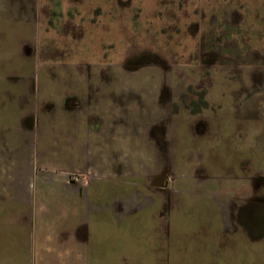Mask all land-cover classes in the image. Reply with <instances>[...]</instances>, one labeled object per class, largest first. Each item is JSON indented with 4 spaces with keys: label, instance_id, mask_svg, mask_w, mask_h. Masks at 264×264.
<instances>
[{
    "label": "flooded vegetation",
    "instance_id": "flooded-vegetation-1",
    "mask_svg": "<svg viewBox=\"0 0 264 264\" xmlns=\"http://www.w3.org/2000/svg\"><path fill=\"white\" fill-rule=\"evenodd\" d=\"M117 1L127 3L129 0ZM242 1L234 10H246ZM80 3L81 0H46L42 6L39 0H0V185L9 186V191L15 192L18 188L32 190L39 184L58 183L62 190L60 193L64 187H69L75 193L76 201L83 204L86 199L94 197L93 200H97L92 194L88 197L87 192L93 193L98 189L105 192L108 211L95 212L91 215L93 220L88 222L86 218L83 227H80L81 235L88 241L86 252L91 259L92 256L104 255L105 261L116 259L117 264H130L125 254L130 255L133 250L131 230L135 224L142 218L139 223L143 226L146 223V231L149 229L148 232L154 231L155 234L158 226L156 218L165 214L166 224H159L160 230L165 228V235L163 238L155 237L156 254L160 255L157 260L155 257V264H264V166L243 162L244 166L239 165L241 174L232 178L233 184H226V179L208 184L203 176L196 178L191 185L182 183V178L170 172L161 160L166 159L164 146L170 128L161 124L152 126L159 122L154 116L158 113L154 112V104L151 105L153 111L148 112V117L139 123L136 136H143L144 154L149 158L152 156L160 164L149 175L151 183H141L130 176L134 174L130 172L132 167L128 159L133 156L123 150L124 144L119 143L114 149L109 145L117 131L120 134L124 132L123 127L113 123L105 129L98 126L91 117V95L86 90L55 95L45 84V80L57 76L53 68L55 58L61 59L65 53L69 55L76 46L72 34L78 26L76 18L80 15ZM223 9L225 7L220 10ZM220 10L218 17L210 19H217L218 24L209 23L201 36L200 68L189 70L187 76L179 74L175 87L152 84L147 90L161 92L160 103L167 107L165 111H159L162 120L169 114L171 119L179 118L183 127L186 125L197 131L202 128L211 130V127L223 123L228 112L242 111L241 116L234 118L238 121H235V128L243 126L242 130L248 133L244 124L255 120L261 124L262 132L256 134L252 131L248 137L249 144L255 142L252 147L256 156L254 160L260 159L259 156L264 157V75L250 70L244 72L246 62L251 60L249 56L254 52L250 51L251 48L240 52L237 40L232 39L231 32L239 31L237 28L244 20L243 11H236L235 19L228 22ZM91 13L95 17L86 24L92 26L97 17L102 16L101 8H95ZM161 40L151 39L153 50H150L153 52L149 49L137 52L139 60L124 61L129 83L137 79V87L133 88L135 91L141 87V82L138 83L139 78H133L132 74L140 73L146 67L165 70L166 64L156 57L161 56ZM226 52L232 57L228 65L224 63ZM142 53L153 55L154 64H150ZM205 68L216 69V73H210ZM147 78L154 80L155 73ZM134 93L136 95L137 91ZM57 110L61 119L54 128L50 125L49 116L56 114ZM84 121L88 123L86 128ZM238 136H242L241 132ZM39 140L41 142H37ZM239 141L246 142L242 137ZM49 151L53 153V158L60 160V168L39 163L42 161L40 157ZM168 178H171V183ZM140 185L152 192L149 208L135 216L115 219L117 215L112 206L116 194L122 197L137 190ZM246 185L251 186L252 191L233 192L234 187ZM29 193V199H24L28 205L21 208L23 216L18 218L28 223L35 218L33 192ZM177 200L185 203L187 211H180L185 214L171 220L170 209L172 203L177 204ZM248 203L254 206L247 207ZM155 204L161 205L164 213L159 211L154 216L152 212L158 211ZM18 210L15 198L0 200V223L5 225L4 222L9 220L5 227L11 228L12 221L17 220L13 215ZM103 225L111 227V232L99 231L105 229ZM114 228L119 232L114 233ZM91 229L94 235L90 237ZM92 238L94 243L90 248ZM242 240H246V245L241 244ZM145 244H142L144 248ZM227 244L230 246L227 247ZM109 253L116 258L109 257ZM145 253L152 256V251L148 249ZM150 258L143 260L148 262L152 260Z\"/></svg>",
    "mask_w": 264,
    "mask_h": 264
},
{
    "label": "rangeland",
    "instance_id": "rangeland-1",
    "mask_svg": "<svg viewBox=\"0 0 264 264\" xmlns=\"http://www.w3.org/2000/svg\"><path fill=\"white\" fill-rule=\"evenodd\" d=\"M39 1L42 6L46 4V0ZM239 1L129 0L127 3H119L117 0H81L78 9L80 15L76 18L78 26L75 33L72 34L76 46L72 48L69 55L65 53L61 59L57 60L55 58L56 63L53 68L57 76L44 82L55 95L58 93H71L78 89L86 90L91 95V108L93 109L91 117L94 118L96 124L101 126L102 129H105L109 123L123 127L124 134L117 131L114 140L110 141L109 145L110 148L113 147L114 149L119 146V143H123V147L121 145L123 150L133 156L128 159L132 167L130 172L134 174L133 177L132 174L130 175L131 178L136 177L141 183L149 184L152 178L149 175L160 164L152 156L149 158L146 153L144 154L143 136H136L139 132V123L146 116L148 117V112L153 111L151 105L155 104L154 112L157 111L158 113L154 116L159 122L152 124V126H160L161 124L170 128L169 138L164 146L166 159H161L170 172L178 175L179 179L182 178V183L189 185L194 183L196 178L202 176L208 184L214 181L221 182L225 179L226 184H233L235 182L232 178L241 174L239 165H243V162H252L253 165L256 163L259 167L264 166V157L258 155L260 159L254 160L256 156L252 147H254L255 142L252 141L251 145L248 143L250 132L253 131L256 134L262 132L261 124L256 120L244 124V127L247 126L248 133L242 130L243 126H239L238 129L235 128V121L237 120L234 118L242 115V111L236 110L228 112L223 119V123L220 126L214 125L216 127H211V130L202 128L204 131L201 129L197 131L186 127V125L183 127L179 118L174 117L171 119L169 114H166L162 120L159 111H165L167 107H163L160 103L161 92L147 90V87L152 84L158 87L162 83L167 85L168 88L175 87L176 78L179 74L187 76L189 70L200 68L201 36L208 28L209 23L215 22L218 24L217 19L214 21L210 19L218 17V11L223 7L225 9L220 11H222L228 22L235 19L234 13L236 11H243L244 14V20L241 26L237 28L239 31L231 32L232 39L237 40L236 45L240 47V52L250 48V51L254 52V55L249 56L251 60L246 62L244 72L250 70L259 75H264V6H261L264 0L242 1L247 11L237 8L234 10L235 7H239L237 5ZM98 7L101 8L102 16L99 19L97 17L92 26L87 25V21L95 17L91 11ZM249 8H251L250 11ZM70 11L74 10L70 9ZM82 18L84 22H82ZM130 20L131 22H129ZM67 34H65V37L68 39ZM153 38L162 39L160 42L162 47L161 56L156 57L166 64L165 70L159 71L158 69H152V67H146L140 73L132 74L133 78H139L138 83L141 82V87L136 90L137 94L135 95L134 92L136 91L133 88L137 87L135 85L137 79L133 80L132 84L129 83L124 61L127 59L139 60L140 56L137 52H145L148 49L153 50L151 44ZM68 48L67 52H69ZM229 49H232V47L227 48V50ZM152 50L150 51L153 52ZM142 54L150 64H154L153 55ZM229 55L230 53L226 52L225 65L232 61V57ZM205 69L210 73H216V69ZM151 73H155L154 80L147 78ZM226 100L229 99L226 98ZM128 108H130L129 111ZM241 109H243V106ZM59 119H61V115L57 110L56 114L49 116L51 127L57 128ZM87 124L86 121L83 122L84 128ZM240 132L241 137L245 138V143L239 141L241 137L238 136V133L240 134ZM229 140H232V142L229 143ZM59 161L51 155L43 158L39 163L57 169L61 166ZM137 168L140 169L137 170ZM107 169L110 171L109 168ZM186 177L191 179L186 181ZM113 178L115 179L116 176ZM168 179L171 183V178ZM9 190V186L0 185V200L15 198L19 194ZM104 193L100 189L93 193L87 192L88 197L91 194L97 197V200H93L94 197L91 200L86 199L87 202L82 206L83 214H85L88 222L93 220L91 215L95 212L108 211L109 208L105 204L107 198ZM46 194L49 197H54L61 193H55V195L52 192H46ZM83 194L85 195V192ZM120 194L123 195V193ZM125 194L122 197L116 194L114 197L112 208L115 215H117L115 219H121L123 216H135L150 206L152 192L147 190L146 186L140 185L137 190ZM33 197L38 200L37 193L33 192ZM178 201L177 204L175 201V203H172L173 207L170 209L171 220H174L173 217L185 214L180 211H187L185 203H179ZM34 202L35 218L30 223L17 219L12 221L10 229L5 227L9 220L4 222L5 225L0 223V264H107V262L117 264L116 259L110 262L105 261L103 259L104 255L92 256L91 259V255L84 250L83 253L73 256L33 255V257H30L35 248L39 249L42 246H46L51 252L54 251L53 247L50 248V245L53 243L52 240H56L59 236V231L64 229L62 220L64 215L70 211L64 205L55 204L54 202L46 204ZM155 206L158 211L154 208L155 211L152 212L154 216H157L159 211H165L161 205L159 207L155 204ZM136 217L140 218L138 215ZM165 217L166 215L163 214L161 217L156 218L158 226L155 234L154 231L152 233L148 232L149 229L146 231V228H148V226L145 228L146 223L145 226L139 223L142 222V218L135 224V227L131 230V247L133 249L131 253H133H130V255L125 254L130 264H155V257L157 256V260L160 256L156 254L158 249L154 246L155 237L161 236L163 238L165 235V228L159 229V224L161 226L166 224ZM177 220H180V218ZM103 226L105 229L99 231L107 232V234L111 232V227ZM113 231L114 233L119 232L116 229ZM89 232L90 237L94 235L92 229ZM42 233H44V241L39 240ZM12 234L15 237H11ZM153 234L154 237H152ZM49 240L51 241L49 242ZM92 243H94V238H92V242L90 240V248ZM143 243H146V248L142 246ZM28 245L29 249L25 251V247H28ZM147 249L149 252L152 251V256L145 253ZM19 256H25L26 258H19ZM109 257L116 258L112 254ZM147 257H151L152 260L148 262L143 260Z\"/></svg>",
    "mask_w": 264,
    "mask_h": 264
},
{
    "label": "crops",
    "instance_id": "crops-1",
    "mask_svg": "<svg viewBox=\"0 0 264 264\" xmlns=\"http://www.w3.org/2000/svg\"><path fill=\"white\" fill-rule=\"evenodd\" d=\"M37 142H41V140ZM51 154L53 153L49 151L47 155L41 156L40 159L42 160V157L46 158L48 156H51ZM251 189H252L251 186L246 185V186H241V187H234L233 192L234 193L246 192V191L250 192L252 191ZM29 191L37 193L38 200L34 199L33 197L32 199H34V201H37L39 204H42V203L46 204L48 202H54L55 204L64 205V207H67L70 210L64 215L63 217L64 219L62 220L64 229L63 230L61 229L59 231V234H58L59 236L57 237L56 240H52L53 243L50 245V248L53 247L54 251L51 252L46 246H42L39 249L35 248L34 253L32 251L30 257H33V255H42V256L43 255H56V256L57 255L58 256L72 255L73 256L78 253L80 254L83 253V250L86 251L88 247V241L81 235V232H80L81 231L80 227H83L86 217H85V214H83L84 213L82 209L83 203L81 201L80 202L76 201L77 197L75 196V193L73 192V190L70 189L69 187H64L63 192H62L63 194L61 193L59 195H56L55 193H60L62 190L58 183H52V182L47 183V184H39L37 187H35V189H32V190H28V188L15 189V192L19 193L15 197V206L19 210L13 215V217H16L18 219L23 216L21 208L24 205H28L24 199L26 200L29 199V194H30ZM11 192H14V191L11 190ZM46 192H50V193L52 192L56 196L49 197L46 194ZM251 206H254V204L252 203V204L247 205V207H251ZM78 228L79 230H77ZM258 234L260 236L262 235V233L261 234L258 233ZM40 239L44 241V233L40 234L39 240ZM50 241L51 240H49V242ZM245 241L246 240H242L241 244L246 245ZM229 246L230 245L227 244V247ZM25 249H29V245L28 247H25Z\"/></svg>",
    "mask_w": 264,
    "mask_h": 264
}]
</instances>
